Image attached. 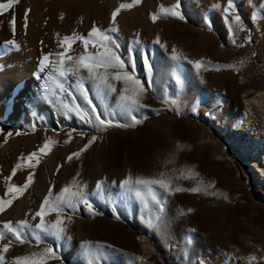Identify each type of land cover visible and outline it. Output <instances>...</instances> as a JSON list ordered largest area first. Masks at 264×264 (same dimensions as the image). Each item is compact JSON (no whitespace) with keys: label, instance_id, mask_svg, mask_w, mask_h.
<instances>
[{"label":"rangeland","instance_id":"374dc122","mask_svg":"<svg viewBox=\"0 0 264 264\" xmlns=\"http://www.w3.org/2000/svg\"><path fill=\"white\" fill-rule=\"evenodd\" d=\"M178 2L182 19L162 14ZM262 2L233 0L226 17L228 0H141L122 9L114 24L113 11L132 0H17L0 13V199H11V186H22L33 175L27 190L0 212V232L5 234L0 264H16L17 257L44 259L32 254L46 248L58 257L47 264H196L201 255L209 264H264V185L255 182L242 151L228 140L245 116L243 97L264 94ZM56 4L72 14L63 13L49 33L39 32L49 21L48 7ZM153 14H158L155 22ZM235 16L239 26L232 23ZM94 24L105 32L118 28L111 33L119 45L115 51L127 62L125 71L144 85L145 107L130 113L121 108L120 81H112L116 93L102 97L84 70L79 81L76 76L61 80L50 69L40 71L44 55L55 60L56 53L64 52L63 37L75 33L88 38ZM9 40L18 48L8 45ZM92 42L86 49L76 40L66 55H91L99 47ZM173 49L180 60L173 59ZM144 56L152 65L150 75ZM78 82L88 88L97 114L113 126L96 124ZM133 116L142 123L133 125ZM92 136L97 139L91 147L68 161ZM46 141L50 151L40 154L38 163L22 159ZM255 161L254 169L261 163ZM17 163L22 167L13 176ZM136 178L164 179L171 189L152 186L160 202L155 203L146 187L120 188L123 180ZM74 179L71 190L83 186L99 214L91 215L82 204L65 206L63 237L41 233L34 214L46 197L53 200ZM208 184L214 187L206 188ZM192 188L201 190L193 193ZM55 220V212L45 216V224ZM9 221L13 227L27 221L28 227L21 229L25 243L3 229Z\"/></svg>","mask_w":264,"mask_h":264},{"label":"snow or ice","instance_id":"6c2138e0","mask_svg":"<svg viewBox=\"0 0 264 264\" xmlns=\"http://www.w3.org/2000/svg\"><path fill=\"white\" fill-rule=\"evenodd\" d=\"M141 0H132V3H122L115 11H113L111 15V20L113 24L116 21L118 13L122 9H129L134 5H138ZM17 3V0H8V3L3 4L0 3V13L4 10L11 8L13 5ZM215 7H219L216 5ZM180 4L179 2L172 6L171 9H164L162 10L163 15L183 18L179 13ZM233 8V0H228L227 7L224 8L225 16L227 17ZM260 8L264 9V2L260 4ZM62 18V17H61ZM158 18V14H153L151 19L155 22ZM253 20L257 19L256 13H253ZM240 17L235 16L232 19V23H235L239 26ZM14 24V21L10 22ZM229 33H233V29L229 27ZM242 30V28H241ZM119 30L116 27L110 28L107 32L104 30L98 29L95 24L93 25L91 31L88 33V38L83 36H78L77 34L73 33L72 36H65L60 41V46L64 47L67 44V47L64 49V52L56 53L57 59L52 60L50 56L52 54L44 55L40 60V71L44 72L47 69H50L53 73L58 75L61 80L67 78L68 76H76L77 80L79 81V73L81 70H84L88 73L87 79L92 83L95 87L97 95L102 97L111 95L116 93V88L112 81H120L124 84V87L119 91V103L122 109L128 111L129 113L135 109L145 107L144 104L141 103V99L143 93L145 92L144 85L141 84L140 80L137 79L131 72L125 71L126 61H124L115 51L116 48L119 47L117 41L113 38L111 33H117ZM76 40H81L84 43L85 48L87 49L89 41L92 42V47L97 48L91 55L81 54L78 57H73L72 55H66L69 50L71 49V43H74ZM156 43H159V39L157 38ZM8 45L12 47L18 48V45L15 44L13 40L7 41ZM243 46V45H241ZM173 59L180 60L181 56L176 53V50L173 49ZM68 62H71V66H68ZM143 63L145 71L150 75L152 73V65L150 63L149 57H143ZM196 67L200 68V62L196 63ZM135 71V67L133 65L132 72ZM173 76L175 78V82L178 86L182 85V81L175 72H173ZM57 87L63 91V84L57 83ZM78 87L80 89L81 94L84 97L85 102L91 108V113L94 115L96 124L100 128H106L113 126L111 121H106L101 117V115L97 114L96 106L92 103V101L88 98V88L83 84L78 82ZM171 103L175 104L176 101H171ZM91 123V121H89ZM133 125L142 123L141 120L136 119L135 116L132 117ZM120 127H127L128 125H116ZM11 135V134H9ZM19 135V133H17ZM83 135V134H81ZM97 137L92 136L88 142L84 145L82 149L78 152L71 154L68 157V161H71L73 157L79 158L80 155L87 151L89 147L96 141ZM69 141H65L68 143ZM50 141H46L38 150L37 152L30 153L27 157L22 159L26 160H33L36 159L38 163V157L40 154L46 155L48 151H50L49 147ZM32 167L34 165H28ZM22 165L17 163V165L12 170V175L14 176L18 169H20ZM59 167H57V171H59ZM9 180L11 177L8 178ZM33 182V175L30 173L26 179V182L22 186L12 185L9 189V192H12L13 195L11 199L5 201L4 199H0V212L5 211V205H11L12 200L17 199V193L23 194L27 188ZM135 184L136 186H143L148 189V192L151 195V199L155 203H160L155 194L152 192V186H158L160 188L167 190L171 189V184L164 179H140L136 178L134 181L130 179H125L120 183V188L125 189L127 191H133L132 185ZM75 185V179L73 180L72 184L66 186L61 190V193L56 196L53 200H50L48 197L41 203L39 211H37L34 216L40 218V222L36 224V229H38L41 233L49 234L55 236L57 239L63 237L66 229L63 227L64 221L61 219L62 208L63 207H74L77 204H82L87 211L91 215H98L93 209V205L89 202L88 197L85 195L83 186H77L75 191H72V187ZM102 184H97V190H102ZM214 185L208 184L206 188H212ZM176 191H181L182 189L176 188ZM200 188H192L189 191L196 193L199 192ZM51 188L49 189V196H51ZM8 195V192L5 193ZM136 195L139 196V191L136 192ZM163 211L162 207L160 209ZM191 211V210H189ZM55 212L56 213V220L51 224H45V216ZM3 229H5L8 233H11L14 237L15 241L20 243H25L24 239L21 236V229L28 227L27 221H20L16 227H13L11 221L6 222L2 225ZM5 239L4 232H0V240ZM39 239V237H37ZM191 241H189L190 243ZM11 243V241H10ZM9 250V245H4L2 252L6 253ZM33 257L43 256L46 257L44 259H30L29 257H17L16 264H47V259H57L54 251L52 248L44 249L43 253L37 254L33 253ZM4 257L0 255V261H3ZM255 257H249V260H254Z\"/></svg>","mask_w":264,"mask_h":264},{"label":"bare ground","instance_id":"6f19581e","mask_svg":"<svg viewBox=\"0 0 264 264\" xmlns=\"http://www.w3.org/2000/svg\"><path fill=\"white\" fill-rule=\"evenodd\" d=\"M48 9L49 21L46 26L38 27L39 32L43 31V33H49V26L52 23H57L58 18L64 15L63 13L68 14L69 12L70 14H72V11L67 10L68 12H65L66 9L61 6L58 7L57 4L55 6L48 7ZM36 11L39 10L36 8ZM68 17H70L69 14ZM58 29L61 30L60 28ZM38 35L39 34H37V36ZM47 43L48 38L44 41L42 47L45 48ZM243 99H245L243 102L245 116L243 120L239 122L237 126L231 130V132H229L228 140L230 142L233 141L234 144L240 148V150L242 151L244 164L248 169L253 170L255 182L259 186H262L264 185V94L255 95L251 97V99H246V96H244ZM259 159L261 160V163H259L260 167L258 168L256 166L257 168L255 167L254 169L253 162L255 160L258 161ZM21 205L23 204L21 203ZM147 250L151 252L150 249ZM196 264L209 263L204 255H201L196 261Z\"/></svg>","mask_w":264,"mask_h":264},{"label":"water","instance_id":"95a60500","mask_svg":"<svg viewBox=\"0 0 264 264\" xmlns=\"http://www.w3.org/2000/svg\"><path fill=\"white\" fill-rule=\"evenodd\" d=\"M233 142V141H232Z\"/></svg>","mask_w":264,"mask_h":264}]
</instances>
